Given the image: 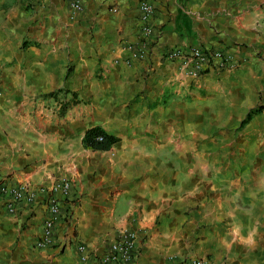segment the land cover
<instances>
[{"label":"crops","instance_id":"obj_1","mask_svg":"<svg viewBox=\"0 0 264 264\" xmlns=\"http://www.w3.org/2000/svg\"><path fill=\"white\" fill-rule=\"evenodd\" d=\"M73 1L0 0V179L71 184L45 247L47 195L0 200V264H100L121 231V264H264V0ZM191 47L231 62L191 78L163 58ZM94 127L117 141L85 148Z\"/></svg>","mask_w":264,"mask_h":264},{"label":"built area","instance_id":"obj_2","mask_svg":"<svg viewBox=\"0 0 264 264\" xmlns=\"http://www.w3.org/2000/svg\"><path fill=\"white\" fill-rule=\"evenodd\" d=\"M25 4H30L32 0H22ZM70 7L73 11L79 9V5L70 0ZM140 13V21L144 23L141 28L142 37L150 34V28L147 22L150 18L152 7L146 1H140L137 6ZM131 50V47L128 48ZM132 51V50H131ZM134 58L142 57V49L132 51ZM163 58L169 61H176L179 68L185 75L191 78H197L205 74L208 70L223 69L228 67L231 58L230 55L220 49H200L191 47L186 50L172 49L166 51ZM70 181L67 178H60L54 181L48 187H39L32 189L24 184L10 185L0 179V200L9 214L15 213L17 204H32L37 195H47L46 198V216L42 222V231L40 240L36 243L38 247L49 246L52 239L54 224L60 218V201H64L70 191ZM137 234L135 232L121 231L115 237L108 247L106 253L100 258V264H121L127 263L134 258L136 254ZM77 253L80 262H85L88 254L83 245L77 246ZM191 264H215L208 259L194 260Z\"/></svg>","mask_w":264,"mask_h":264},{"label":"trees","instance_id":"obj_3","mask_svg":"<svg viewBox=\"0 0 264 264\" xmlns=\"http://www.w3.org/2000/svg\"><path fill=\"white\" fill-rule=\"evenodd\" d=\"M52 94L46 95L52 96ZM261 111V107L254 108L250 110L245 118L239 123V128H242L245 124L249 122V120L254 116L258 115ZM117 139L115 137L109 136L105 134L101 129L98 127L90 128L85 131L82 144L85 148L94 150V151H106L110 148V146L115 143Z\"/></svg>","mask_w":264,"mask_h":264}]
</instances>
